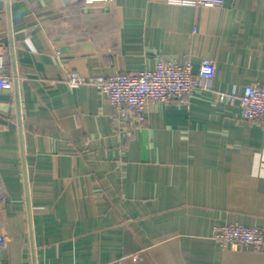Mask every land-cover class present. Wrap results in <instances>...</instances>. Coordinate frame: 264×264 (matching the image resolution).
Returning <instances> with one entry per match:
<instances>
[{"label":"crops","instance_id":"obj_1","mask_svg":"<svg viewBox=\"0 0 264 264\" xmlns=\"http://www.w3.org/2000/svg\"><path fill=\"white\" fill-rule=\"evenodd\" d=\"M0 264H264V124L218 92L264 83V0H0ZM215 63L212 90L120 120L89 80ZM86 78L70 87L67 77Z\"/></svg>","mask_w":264,"mask_h":264},{"label":"built area","instance_id":"obj_2","mask_svg":"<svg viewBox=\"0 0 264 264\" xmlns=\"http://www.w3.org/2000/svg\"><path fill=\"white\" fill-rule=\"evenodd\" d=\"M111 0H86L88 3ZM225 0H185L193 4L221 6ZM6 52L0 48V90L12 89L13 78L5 71ZM215 76V63L205 58L198 70L191 63L181 64L162 56L158 57L154 69L138 72H118L109 77H97L89 80L109 99L120 120H129L133 126H139L147 117L151 104L156 102H176L188 104L197 88L212 90ZM67 83L74 88L86 81L78 72L67 77ZM223 102L239 101L245 118L254 123L264 124V83L247 86L242 94L236 90L218 92ZM3 199L0 193V200ZM215 239L224 248L248 245L254 250L264 246V229L241 223H223L215 228ZM7 237L0 235V245L5 246Z\"/></svg>","mask_w":264,"mask_h":264}]
</instances>
